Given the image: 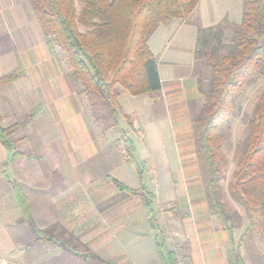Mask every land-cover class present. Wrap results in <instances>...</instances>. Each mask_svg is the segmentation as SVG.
Returning <instances> with one entry per match:
<instances>
[{"label": "crops", "instance_id": "obj_1", "mask_svg": "<svg viewBox=\"0 0 264 264\" xmlns=\"http://www.w3.org/2000/svg\"><path fill=\"white\" fill-rule=\"evenodd\" d=\"M181 25L163 24L149 40L161 90L139 96L146 99L144 127L133 112L130 132L96 135L65 67L46 45L29 0H0V77L19 68L24 72L0 88L2 126L39 110L12 136L19 159L0 143V251L15 253L0 264H85L88 253L105 264H172L161 258V233L175 264H230L228 253L239 243L237 230L227 231L209 211L194 148L192 114L204 104L194 75L197 31L192 27L193 39L183 47ZM122 131L133 143V132L141 133L152 189L142 181L137 152L140 173L124 160ZM130 168L136 178L124 179ZM112 179L153 193L152 215L140 197L119 191ZM9 181L18 183L27 198L34 226H56L70 241L67 248L61 241L35 242ZM245 251L242 247V255Z\"/></svg>", "mask_w": 264, "mask_h": 264}, {"label": "trees", "instance_id": "obj_2", "mask_svg": "<svg viewBox=\"0 0 264 264\" xmlns=\"http://www.w3.org/2000/svg\"><path fill=\"white\" fill-rule=\"evenodd\" d=\"M200 1L29 0V3L51 55L65 67V73L92 120L95 134L102 135L119 127L123 92L139 97L161 90L158 61L149 48V40L161 25L187 19ZM243 5L239 24L224 18L216 26L198 27L194 52V75L204 100L203 106L192 114L194 148L208 209L219 216L229 232L241 228L244 223L239 211L223 200L221 184L228 166L224 153L229 142L227 128L239 117L237 103L246 89L256 78L264 77V0H244ZM228 33L232 35L229 43ZM23 76L19 68L0 77V88ZM38 113L35 109L20 123L6 128L0 116V143L7 150H13L14 160L22 154L15 152L18 141L12 140V136ZM126 120L132 124L130 117L126 116ZM120 135L124 160L140 173L132 139L123 131ZM246 147L240 157V169L228 188L231 199L241 205L246 214L244 234L228 253L230 264L249 262L251 257L248 259L247 251L242 255V246L251 241L254 234L264 240V94L249 123ZM112 182L119 191L140 197L152 215L155 197L146 187L131 190L115 179ZM9 183L22 211V222L31 226L35 242L61 241L67 248L68 239L61 235L55 238L56 226L45 230L34 226L27 198L18 183ZM159 236L161 258L175 264L174 253L166 248L163 234ZM83 260L85 264H105L91 253Z\"/></svg>", "mask_w": 264, "mask_h": 264}, {"label": "rangeland", "instance_id": "obj_3", "mask_svg": "<svg viewBox=\"0 0 264 264\" xmlns=\"http://www.w3.org/2000/svg\"><path fill=\"white\" fill-rule=\"evenodd\" d=\"M112 1V0H110ZM244 0H201L198 4L197 8L194 12L185 20H173V26L176 24L182 23L181 26H185L182 30L180 41L184 40L182 44L183 47L188 45V40L193 39L191 36L192 27L198 29L201 28H208L213 27L219 24L220 19L227 18L229 21L239 24L242 21V16L244 13ZM77 9L79 10V4L77 3ZM18 13L22 15V10ZM222 19V20H223ZM171 22V21H170ZM169 24V23H167ZM81 31H84L83 28H80ZM196 37V36H195ZM232 38L230 33L227 34V42L229 43ZM155 52H157L156 47H154ZM184 56L187 58V48L183 50ZM61 58L64 60L63 56L59 54ZM60 58V57H59ZM61 59V60H62ZM60 60V61H61ZM264 94V77L256 78L255 81L246 89L244 92L241 101H238L237 107L239 111V117L227 128V134L229 138V142L224 148V153L228 158V166L226 169L225 180L222 182V190H223V200L228 202L230 205L234 206L242 216L243 219V226L241 228H237L236 236L240 238L244 234V230L246 228V214L244 208L235 203L228 192L229 184L234 181V176L236 172L239 171L241 166V156L246 150V139L249 134V123L254 117V112L258 102L260 101L262 95ZM146 99L142 97H132L127 92H123L120 98V105L123 111V115H120L118 118L119 127L116 128V131L120 129H125L126 131L130 132V127L128 125V121L126 120V116L130 117L133 112H135L136 118L138 119L139 123H141L144 127V122L146 123L144 116L146 114V109L144 106L146 105ZM131 125V124H130ZM135 126V124H134ZM146 130V129H145ZM115 133V134H117ZM141 133L137 134L133 132L134 137V146L136 147V152L138 158H140V164L142 166V170L144 171L143 176V183H146L148 186L150 185V180L147 175V166L145 163L146 153L144 149L141 147V143L139 141V137ZM13 140V137L11 138ZM31 142V141H30ZM171 145L170 142H168ZM30 145L26 146V151L30 150ZM137 158V157H136ZM127 176L124 179L130 180L131 178H136L135 171L130 168L126 170ZM58 184V183H57ZM158 204V203H157ZM157 207V205H156ZM165 209V208H163ZM167 212V211H166ZM159 223L162 224V221L159 220ZM55 238L58 239L59 233H54ZM65 239V238H64ZM263 241V242H262ZM243 248H246L247 257L250 258V263L252 264H264V240L261 239L259 234H254L251 241L247 243H243ZM0 251V259H8V256H12L15 253H7ZM262 254V255H261ZM263 259H261L262 257Z\"/></svg>", "mask_w": 264, "mask_h": 264}]
</instances>
